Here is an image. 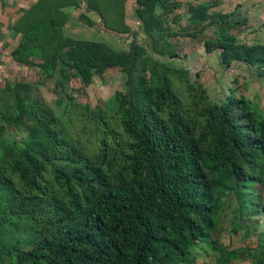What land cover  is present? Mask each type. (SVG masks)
<instances>
[{
    "label": "trees",
    "instance_id": "trees-1",
    "mask_svg": "<svg viewBox=\"0 0 264 264\" xmlns=\"http://www.w3.org/2000/svg\"><path fill=\"white\" fill-rule=\"evenodd\" d=\"M79 1L39 0L13 25L11 58L38 80L0 83V264H195L205 247L215 264H264V112L234 89L212 100L200 72L171 64L181 39L213 27L205 54L264 78V44L237 37L248 20L199 0L180 27L183 3L134 0L144 41L117 49L64 34ZM102 28L134 35L125 17ZM111 69L124 83L109 101L62 96L66 82L85 88ZM48 80L55 107L36 93ZM229 205L231 232L255 235L254 247L221 243Z\"/></svg>",
    "mask_w": 264,
    "mask_h": 264
},
{
    "label": "rangeland",
    "instance_id": "rangeland-1",
    "mask_svg": "<svg viewBox=\"0 0 264 264\" xmlns=\"http://www.w3.org/2000/svg\"><path fill=\"white\" fill-rule=\"evenodd\" d=\"M80 1L81 3L82 1L85 2V0ZM176 1L181 4L183 3L181 10L177 12L179 14H183V12L187 13L188 4L199 2V0ZM84 8L87 11H91L92 15H97V17L100 18V27L103 26V23H106L108 28L120 27L122 19L125 17L126 20L125 9L127 8L128 22L131 24L134 35L115 38V40H110L111 44L119 49H129L133 46L134 41H144L143 33L135 19L136 4L134 0H95L93 3L91 2L89 6H87L85 2ZM229 10L234 13L235 17L248 20V25L243 28L241 32L242 34L238 33V38H243L244 41L247 40L249 44L253 43V37L256 39L259 38L260 41H264V27L262 28V26L259 25L260 23H257L256 21L259 17L264 18V0H227L222 2V4L213 11L227 13ZM187 21L188 20L186 19L180 20L182 25ZM175 28L176 26H174V29ZM213 31L214 28L209 27L197 40L194 41L181 39L178 43L181 58L179 61L172 62L171 64L176 67L186 66L190 68L192 70V80H195L194 73L200 71L201 76L199 80H201L206 87L208 95L212 100H222L227 94H229L231 89H234L236 90L237 96H244L247 99L252 100L257 103L259 109L264 112V78L260 77V71L255 67L249 68L245 65L246 68L243 66V68L238 67V70L235 71L234 69H227L224 72L216 71L212 74L210 70L205 69L202 65L203 59L206 55L205 52L203 53V41L205 39L213 38ZM250 31H252L254 35L250 36ZM88 38L94 39V37L91 36ZM76 39L83 40L81 37ZM211 62L216 64L218 62L217 57H213ZM233 66V68H237L236 66L238 65L234 64ZM219 68L221 67L218 66V69ZM123 83V74L116 69H111L106 71L102 78H96L91 85L85 88H81V84L77 79L66 82L64 89L62 90V96L65 94L70 95L77 103L87 104L90 107H94L97 103H105L109 101L116 90H122ZM37 84V95L50 107H55L54 103L58 97V94L54 92L56 80H48V82L45 81V83L42 82L41 84L38 82ZM10 136L18 138L17 135L12 134L11 131ZM229 207L230 208L224 214L221 222V243L233 249H238L244 246L250 248L254 247L256 245L255 235H243V231H238V233L235 234L231 232L233 227V208L232 205H229ZM261 223H264L263 219H261ZM205 249L206 251L204 250V252L201 251L197 253L198 257L195 264H215L211 251L207 249V247H205Z\"/></svg>",
    "mask_w": 264,
    "mask_h": 264
},
{
    "label": "crops",
    "instance_id": "crops-1",
    "mask_svg": "<svg viewBox=\"0 0 264 264\" xmlns=\"http://www.w3.org/2000/svg\"><path fill=\"white\" fill-rule=\"evenodd\" d=\"M38 1L39 0H0V83H3L4 81H10L12 83H15L17 81H29V80L36 81L38 80L37 67L19 65L18 63H15L11 58V52L18 46L19 38H20L19 33L13 30V25L19 20V18L25 13V11H27L29 8L34 6ZM84 5H85V2L82 1L81 7H70V8L65 9L66 14L68 15V20H67L66 25L63 28L64 34L74 39L80 38V37L83 39H92V38H88L89 36H91V37H94V39L92 40L98 39L97 41L101 40L107 43L109 42L108 44L112 45L114 48H117L115 45L111 44L110 40H115V38H118V37H116L112 32L106 31L102 27H100L99 25V23L101 22L100 18L97 17V15H92L91 11H87L84 8ZM125 11H126V23L129 26H131V24L128 22V15H127L128 9L126 8ZM214 12H218V11H214ZM228 12H230V10ZM82 15L86 17L81 18ZM181 15L183 16L182 19L187 20L186 12H183V14ZM256 21L257 23H260L259 25H261L262 28L264 27L263 17L257 18ZM90 23H92L91 27H89L88 25ZM179 24H180L179 25L180 27L187 26L188 21L183 25L181 24V22ZM247 25L248 24H246L245 26ZM243 28L238 32L239 34L242 32ZM176 29L177 27L174 30ZM250 32H251L250 36L254 35L252 31ZM238 39L241 42L249 44L247 40L244 41L243 38L242 39L238 38ZM258 39L259 38L256 39L255 37H253L252 40L254 41L252 42L253 43L260 42L264 44V41H260V39L259 40ZM213 57H217L218 62L216 64L211 62ZM234 64L238 65L236 66L237 68H233ZM202 65L204 66L205 69L210 70L212 74L216 71L224 72L227 70L221 66L220 60H219V53L217 52L205 55ZM218 66L221 68L218 69ZM243 66L245 67V65L235 62L232 64V66L229 69L230 70L234 69L235 71V70H238V67L243 68ZM249 68H252V67H249ZM196 72H200V71H196Z\"/></svg>",
    "mask_w": 264,
    "mask_h": 264
}]
</instances>
